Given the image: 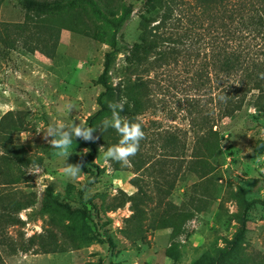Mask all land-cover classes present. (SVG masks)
Returning <instances> with one entry per match:
<instances>
[{"label": "rangeland", "instance_id": "1", "mask_svg": "<svg viewBox=\"0 0 264 264\" xmlns=\"http://www.w3.org/2000/svg\"><path fill=\"white\" fill-rule=\"evenodd\" d=\"M145 2L77 0L27 14L18 0H0V122L21 128L12 136L31 160L7 187L25 203L10 230L30 249L3 253L6 264H264V101L256 90L221 118L215 70L202 89L184 63L147 75L129 68L133 81L152 78L151 102L137 116L145 138L137 163L103 159L120 136L100 130L111 110L94 116L99 101L127 102L118 85L144 32L141 15L163 14L147 13ZM105 71L110 89L101 82ZM203 110L221 134L214 156L193 133ZM73 122L95 128L90 160L81 162L89 152L83 139L73 138L67 158L45 139L49 126ZM65 163H82L81 175H62Z\"/></svg>", "mask_w": 264, "mask_h": 264}, {"label": "trees", "instance_id": "2", "mask_svg": "<svg viewBox=\"0 0 264 264\" xmlns=\"http://www.w3.org/2000/svg\"><path fill=\"white\" fill-rule=\"evenodd\" d=\"M18 3L28 14V11H59L75 5L77 0H18ZM145 3L147 13L163 9V14L141 15L144 32L125 58L126 70L118 86L126 97L127 119H136L152 97L150 76H139L133 81L127 75L132 67H141L142 74L147 75L172 64L184 63L188 72L195 75L194 85L199 88L200 80L202 89L209 85L205 74L215 70L218 91L213 100L221 118L240 110L253 90L257 91L259 100L264 101V78L260 77L264 73V0H146ZM151 21L158 22L149 28ZM107 71L101 82L110 89L105 76ZM99 104L100 109L94 116L101 117L110 109L101 99ZM201 117L200 131L193 132L194 137L197 142L202 141L206 155L214 156L221 147V134L214 128L216 124L210 121L207 111L203 110ZM6 118L0 122V264H6L3 253L15 254L30 249V240L27 244L10 230L19 223L17 213L25 203L13 197L7 187L22 180L31 160L25 156L24 146L15 143L12 136L13 129L21 128L13 124L7 131L2 123ZM197 123L192 118L191 124L196 126ZM83 143L89 152L81 157V162L90 160L96 153L93 142L83 140ZM195 156V160L201 158L199 154ZM140 162L135 170H140L143 160ZM202 162L205 168L210 165L205 160Z\"/></svg>", "mask_w": 264, "mask_h": 264}, {"label": "clouds", "instance_id": "3", "mask_svg": "<svg viewBox=\"0 0 264 264\" xmlns=\"http://www.w3.org/2000/svg\"><path fill=\"white\" fill-rule=\"evenodd\" d=\"M261 78H264V73L260 74ZM109 108L111 110V116L106 117L101 125L100 130H107L109 128L114 129L120 136L117 144L110 146L103 152V159L105 161H116L121 164L122 167L128 166L130 158L134 157L140 148V142L145 138V132L143 130V122L139 119L129 120L122 117L120 113L123 111V102H109ZM67 110L71 112L73 106L67 105ZM95 128L85 126L80 123L64 124L58 123L51 125L47 128L45 139L51 137L48 141L52 148L58 150L56 153L59 156L68 157L70 154L69 149L72 145L73 138H80L85 141L94 140L93 132ZM82 163H65L62 170V175L69 179H76L82 173ZM91 193L84 188L85 199L89 198Z\"/></svg>", "mask_w": 264, "mask_h": 264}]
</instances>
